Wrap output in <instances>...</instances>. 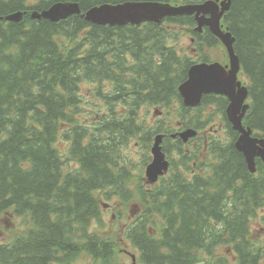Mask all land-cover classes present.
<instances>
[{
	"label": "trees",
	"instance_id": "1",
	"mask_svg": "<svg viewBox=\"0 0 264 264\" xmlns=\"http://www.w3.org/2000/svg\"><path fill=\"white\" fill-rule=\"evenodd\" d=\"M129 1L208 0H0V18L28 12L18 23L0 20V219L13 215L26 224L9 243L0 242V264H117L119 241L96 230L105 201L116 200L122 203L115 207L118 219L134 203L144 208L125 230L140 264H230L219 253L227 246L237 264H258L250 229L264 207V174L256 179L249 173L230 126L228 140L207 135L190 146L173 141L185 174L154 189L135 183L132 168L117 172L119 150L131 140L148 150L156 135L174 133L180 123L202 131L214 120L211 115L202 122L209 105L226 120V98L206 96L201 107L187 109L178 91L193 62L175 44L186 33L210 48L219 41L208 30L197 34L188 16L119 28L93 25L80 15L54 23L30 14L62 2H77L86 12ZM223 25L249 83L244 123L264 137V0H231ZM104 105L106 116L100 113ZM143 107H157L165 118L148 128L139 123ZM65 127L71 145L66 157L57 147Z\"/></svg>",
	"mask_w": 264,
	"mask_h": 264
},
{
	"label": "water",
	"instance_id": "2",
	"mask_svg": "<svg viewBox=\"0 0 264 264\" xmlns=\"http://www.w3.org/2000/svg\"><path fill=\"white\" fill-rule=\"evenodd\" d=\"M230 6L231 0L208 1L202 5L181 7L154 2H135L122 5H102L82 13L77 3H58L41 13L35 11L31 16L37 20L46 19L59 22L73 15H81L86 21L95 25L122 27L140 26L146 22L161 24L167 17L196 15L198 31L208 26L226 46L230 57V70L228 66L223 67L218 63L196 65L190 69L188 79L179 87V92L184 105L189 108L198 107L203 97L209 94L226 96L229 99L230 105L227 110L229 120L234 130L241 134L236 147L244 154L250 170L254 173L255 159L261 158L264 161V140L253 138L252 131L243 126V119L249 109V105L245 104L249 93L247 88L238 81L241 66L234 50V38L229 32H223L220 24ZM25 14V12H18L2 20L18 23ZM208 15L210 18L207 17ZM196 136L197 131L194 129H188L179 134L184 142ZM162 143L163 136H157L152 147L153 162L146 171L148 181L152 184L156 183L169 167Z\"/></svg>",
	"mask_w": 264,
	"mask_h": 264
},
{
	"label": "rangeland",
	"instance_id": "3",
	"mask_svg": "<svg viewBox=\"0 0 264 264\" xmlns=\"http://www.w3.org/2000/svg\"><path fill=\"white\" fill-rule=\"evenodd\" d=\"M176 46L183 48L184 50H187L190 54L198 56L197 52L194 49V44L191 42V38L189 35H185L183 40L177 42L175 44ZM221 52L215 51L211 53V56L213 59H218L222 56ZM224 61V59H223ZM84 91H86V88L84 87ZM156 108H150L147 112V107L144 108L143 116L144 118L152 124H156L157 122L161 121L160 116L154 115V110ZM212 111V110H210ZM216 116V124L220 126L222 121L220 120V114H217ZM86 118L84 114L81 116V120ZM92 118V116L90 117ZM222 119V118H221ZM90 121L87 120L86 123H89ZM65 129H68L66 127ZM216 129H219V127H216ZM67 142L63 141L60 144V149L63 150L65 148V145ZM149 156H151L150 151L147 152L141 145V143H137V141H133L129 143L127 146L123 147L121 150V158L119 161L121 165H124L128 163L129 161H132L135 168V175L141 176L143 175V170L145 163L147 162ZM131 168V167H130ZM135 177V176H134ZM139 181V178L135 179V183ZM141 186L143 183H139ZM118 200L116 202H106L104 203L103 208V215L101 217L102 227L98 225L96 230L102 235L105 236H114L119 241L118 245L119 247L114 252L113 261H115L117 264H140L139 262L134 261L132 258L133 255L138 256L139 253H137V249L135 248L134 244L130 242L127 239L126 236V222L129 217L133 219L138 213V208H142L141 204L134 203L130 208L128 207V216H125L123 219H118V212H115V207L120 205ZM120 207V206H119ZM133 212V213H132ZM10 218V219H9ZM9 219V220H5ZM95 224H98L96 222ZM26 225V224H25ZM23 225L22 222H19V219H15L13 215L4 216L0 219V242L9 243L11 240H13L17 235H20L23 231V229H26V226ZM251 232H252V241L258 242L261 247L264 249V211L261 210L256 215V217L252 220L251 223ZM227 247H221L219 249V253H224L226 256V259L229 261L230 264L235 263V253L233 249H229L227 251Z\"/></svg>",
	"mask_w": 264,
	"mask_h": 264
},
{
	"label": "flooded vegetation",
	"instance_id": "4",
	"mask_svg": "<svg viewBox=\"0 0 264 264\" xmlns=\"http://www.w3.org/2000/svg\"><path fill=\"white\" fill-rule=\"evenodd\" d=\"M215 109H219L217 108V106H214ZM213 109V108H212ZM221 113V112H220ZM227 117V116H226ZM220 118H222L224 121L220 124L219 126V129L217 131H215V136H217L218 138H220L221 140H225L224 139V136H223V133L224 132H228L227 129H228V126L232 127L228 118H224V116L222 114H220ZM230 138V137H229ZM198 166H195V168H197ZM203 168V167H202ZM171 169L172 171L176 172V173H181V174H185V168L183 166H180V163H175V162H172L171 161ZM196 172H197V169H195ZM205 170V168H204ZM204 172V171H202ZM263 174H264V170L261 171ZM205 173V172H204ZM262 178L264 179V175L262 176ZM262 183L264 184V182L262 181Z\"/></svg>",
	"mask_w": 264,
	"mask_h": 264
},
{
	"label": "bare ground",
	"instance_id": "5",
	"mask_svg": "<svg viewBox=\"0 0 264 264\" xmlns=\"http://www.w3.org/2000/svg\"><path fill=\"white\" fill-rule=\"evenodd\" d=\"M127 68V67H126ZM128 69V68H127ZM124 73V72H123ZM142 127V126H141ZM247 220V219H246Z\"/></svg>",
	"mask_w": 264,
	"mask_h": 264
}]
</instances>
